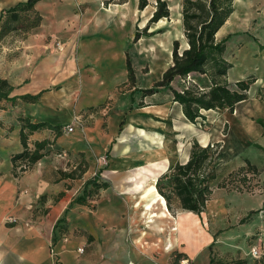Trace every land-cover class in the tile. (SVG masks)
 <instances>
[{
    "label": "crops",
    "instance_id": "0c3cea01",
    "mask_svg": "<svg viewBox=\"0 0 264 264\" xmlns=\"http://www.w3.org/2000/svg\"><path fill=\"white\" fill-rule=\"evenodd\" d=\"M18 1L24 0H0V11ZM46 1L39 0L35 5L42 21ZM87 2L90 7L86 6L84 13L57 16L49 21V33L63 30L60 36L66 40L64 52H56L54 47L43 49L42 43L37 49L40 56L23 79L10 81L8 97L12 99L10 109L14 114H0V121L10 124L8 129L0 127V264H167L176 244V232L185 234L186 223L189 226L194 222L192 215L196 214L188 211L180 212L175 220L155 187L170 156H177L179 162H185L189 156L188 141L194 123L185 117L180 103L172 100L169 89L171 86L180 90V77L153 94L143 95L141 90L160 78L143 81L135 70V82L127 88V58L131 62L133 54L157 56L160 42H154L153 36L147 37L149 34L134 40L131 28L124 30V14H115L116 4L108 9L101 8L98 0ZM140 11L144 15L140 24L143 26L153 12L148 7ZM163 22L161 19L151 27ZM100 42L104 45L103 53L95 50L91 54ZM183 42V48L187 47ZM165 46L162 42L160 51L171 61L172 43ZM81 62L85 63L83 70ZM196 80L200 84L205 82L206 87L210 85L206 74H199ZM38 93L35 101L20 98L23 94ZM140 101L145 105L139 106ZM236 110L237 106L232 114L235 117ZM215 111L201 112L207 116ZM82 113L87 114L86 138L76 126L74 131L57 136L51 128L29 132L27 146L31 150L37 141H52L40 150L44 153L37 161L26 163L28 168L15 174V168L24 166L20 159L12 160L24 148L17 116L23 114L31 122L62 127ZM166 121L170 123V138L172 145L176 141V150L164 147ZM183 143L188 144V152L179 157L178 146ZM53 149L64 151L66 156H82L86 170L79 177H70L75 169L66 173L62 168L64 160ZM102 155H110L109 164L100 170V175L109 176L110 184L85 201L76 200L82 194L81 185L96 167V157ZM127 156H135L134 162L126 160ZM140 156L146 159L137 162ZM159 162L165 164L161 172ZM137 166L150 167L157 174L137 183L141 176L127 174ZM151 186L157 194L146 193ZM10 217L15 221H9ZM159 232L164 234L161 255ZM184 253L192 258L190 252Z\"/></svg>",
    "mask_w": 264,
    "mask_h": 264
},
{
    "label": "rangeland",
    "instance_id": "374dc122",
    "mask_svg": "<svg viewBox=\"0 0 264 264\" xmlns=\"http://www.w3.org/2000/svg\"><path fill=\"white\" fill-rule=\"evenodd\" d=\"M146 1V7L153 12L157 0ZM166 1L169 17L162 18V20L164 19L163 24L157 27H151L154 22H150L145 34L142 29L151 16L143 26L140 25L144 15L138 8V0H98L101 8L109 9L111 5L115 4L118 6L115 14L117 16L124 14V30L127 31L130 27L133 37L138 28L145 37L149 34L147 37L153 36L154 42H160L159 47H156L157 56L145 53L136 57L134 54L131 56V65L134 71L137 70L142 76L143 81L155 79L157 76L161 78L162 72L172 63V59L168 61L160 51L162 42H164V46L166 43L171 45L176 39L180 43V49L184 47L181 0ZM86 6L90 7L87 0H47L41 11L44 20L42 21L43 18H41V21L34 27H31L34 19L33 11L19 12L20 18L17 21H10L4 25L0 22V79H6L9 84L10 81L23 79L24 73L29 71L31 64L40 56L37 49L42 43H45L41 46L43 49L50 50L54 47L56 52H64L66 46L64 41L66 42V40L60 36L63 30H56L54 34L49 33L47 30L49 21L57 16L69 17L73 14H82ZM233 6L234 11L225 24L220 27L217 39H226L225 58L231 64L227 73V81L231 87L236 88L235 83L238 80L252 77L246 91L247 98L235 105V107L237 106L236 111H238L237 117L226 109H216L215 112L204 116V119H197V122L195 121L194 125H191L192 136L188 142L190 147L194 140L200 144L204 141L212 144L220 142L215 158V163L219 167V176H226L229 172H234L236 175L234 176V185H237L239 190L236 188H214L205 210L201 214L192 215L194 222L189 226V222L186 223L185 234L180 231L176 232V244L170 252L169 262L184 251L190 252L192 258L181 257L180 264H255L264 255L254 257L250 254L252 247L259 248V251L264 252V0H235ZM148 41L150 40L148 39ZM57 43H60V48H57ZM46 44H51V46ZM74 44L76 45V42ZM95 50L102 54L103 42L99 43L97 49L95 47L91 50V54L95 53ZM135 52L138 53L137 50ZM166 53H168L167 49ZM86 63L90 64V61H86ZM80 65L83 70L85 63L81 62ZM198 77V73H192L189 74V78H180L179 88L182 89L188 85V82L206 87L205 82H201V84L197 82ZM127 84V88L132 85L129 82ZM8 95L9 93L0 98V114L9 113L12 116L14 111L10 109V104L13 102ZM85 115L87 114L82 113L69 123L73 126L72 131L75 126L78 127L84 138H86ZM21 117L26 116L23 114L17 116L20 124H22ZM166 122L164 147L176 150V141L174 140V145H172L173 141L170 138V123ZM65 126L58 128L59 133H70L65 130ZM0 127L8 129L10 124L0 121ZM52 134H56V131H53ZM187 145L183 143L178 146L181 150H178L179 157L184 152H188ZM52 151L64 160L65 164L62 168L66 173L73 169L76 170L78 164L83 167L86 162L80 155L66 156L64 151L54 149ZM109 157L110 155L96 157V167L91 171L92 173L90 172V178L94 177L93 173L95 172L98 174L99 182L107 181L110 184L109 176L105 178L100 175L102 167L104 169L109 164ZM125 159L134 162L135 156H127ZM138 159L137 162H141L146 157L140 156ZM164 160L161 159V161ZM174 160H177V156L175 158L170 156L169 164ZM20 161L28 168L25 159H20ZM246 161L254 164L258 173L256 175L246 174L248 178L243 184L242 174L235 173L240 166L246 164ZM99 163L101 166H98ZM158 165V171L161 172L165 168V164L159 162ZM26 168L23 166L15 168V174L19 175ZM156 171H152L150 167L137 166L134 170H128L127 174L141 176L140 179H136L138 183L146 180L147 176L153 173L157 174ZM77 174H79V170H77L76 176ZM104 179L106 180L104 181ZM81 187L83 188V184ZM148 192L157 194L153 186L146 190V193ZM180 212L182 211L177 210L172 214L175 220ZM163 236L164 234L159 232V255L164 251Z\"/></svg>",
    "mask_w": 264,
    "mask_h": 264
},
{
    "label": "trees",
    "instance_id": "16d2710c",
    "mask_svg": "<svg viewBox=\"0 0 264 264\" xmlns=\"http://www.w3.org/2000/svg\"><path fill=\"white\" fill-rule=\"evenodd\" d=\"M39 0L18 1L7 9L0 11V22L2 25L10 21H17L20 18L19 12L33 11L34 19L31 27H34L41 21V14L36 10L35 5ZM235 0H181V24L184 39L187 47L180 49L178 40H173L171 49L172 63L161 75V78L149 87L142 89L143 95H150L157 91L159 87L169 86V84L180 77L184 79L192 73L206 74L209 78L208 87H200L195 83L189 82L182 89L177 90L169 86L172 93V100L180 103L185 117L192 123L197 118L204 119L202 110H228L234 113L235 105L247 98V88L252 77L238 80L235 87H231L226 79V74L231 64L225 58L226 39H217L216 35L220 27L234 11ZM147 5L146 0H138V8L143 10ZM7 14V15H6ZM169 17L168 3L166 0H157L155 9L142 29L147 33L150 22ZM6 18V19H4ZM159 20V21H160ZM141 32L137 28L134 40H137ZM127 81L134 84V69L130 60L127 58ZM12 86L6 79H0V98L5 97ZM40 93L23 94L20 98L24 101H35ZM140 101L139 106H144ZM22 124L19 131L23 150L14 156L12 160L25 159L28 165L33 164L41 156L40 151L50 140L37 141L34 149L27 146L28 133L42 129L51 128L56 131L55 136L59 134L58 126H53L48 122H31L26 117L20 118ZM220 147V142L200 144L194 140L191 144L188 159L185 162L178 160L172 161L168 168L159 174L156 179L155 187L158 193L165 199L166 207L171 214L178 211H188L195 214H201L214 191V188H236L234 172H229L226 176H219V167L215 163V158ZM77 177L86 170V165L82 167L78 164L77 169L69 173L70 177ZM242 174L241 180L245 184L248 173L256 175L257 167L246 161L244 166H240L235 174ZM107 182H99L97 177L87 179L83 183L82 194L76 197L78 201H85L87 197L94 196L101 188H106ZM55 229V227H54ZM61 231V229H58ZM55 240V233L52 241ZM185 253H179L176 258L167 264H180L181 257ZM212 262V260H210ZM255 264H264V255Z\"/></svg>",
    "mask_w": 264,
    "mask_h": 264
},
{
    "label": "built area",
    "instance_id": "2783aa9c",
    "mask_svg": "<svg viewBox=\"0 0 264 264\" xmlns=\"http://www.w3.org/2000/svg\"><path fill=\"white\" fill-rule=\"evenodd\" d=\"M57 48H60V43H57ZM186 77L189 78V75H187ZM186 77H185V78H186ZM188 83H189V82H188ZM201 88H202V87H201ZM65 130H66L67 132H71V131L73 130V126H72L71 124H67V125L65 126ZM23 167L26 168L25 165H24ZM93 176L98 178V174L95 173V172L93 173ZM8 220H9V221H15V219H13L12 217H10ZM78 251L81 252V251H82V248H79ZM250 254H251L252 256H254V257H260V256H262V254H264V252L259 251V248L252 247V249L250 250ZM182 263H184V262L182 261Z\"/></svg>",
    "mask_w": 264,
    "mask_h": 264
}]
</instances>
